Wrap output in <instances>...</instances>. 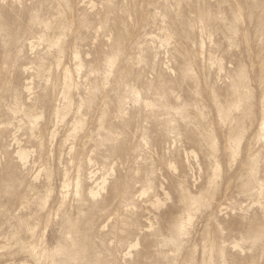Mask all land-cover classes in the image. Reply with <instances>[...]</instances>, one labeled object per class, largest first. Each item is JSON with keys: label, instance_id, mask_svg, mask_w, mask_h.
<instances>
[{"label": "rangeland", "instance_id": "rangeland-1", "mask_svg": "<svg viewBox=\"0 0 264 264\" xmlns=\"http://www.w3.org/2000/svg\"><path fill=\"white\" fill-rule=\"evenodd\" d=\"M0 264H264V0H0Z\"/></svg>", "mask_w": 264, "mask_h": 264}, {"label": "bare ground", "instance_id": "bare-ground-1", "mask_svg": "<svg viewBox=\"0 0 264 264\" xmlns=\"http://www.w3.org/2000/svg\"><path fill=\"white\" fill-rule=\"evenodd\" d=\"M157 200H155V202H156ZM158 202H160V201H158ZM155 204V203H154ZM159 204V203H158Z\"/></svg>", "mask_w": 264, "mask_h": 264}]
</instances>
